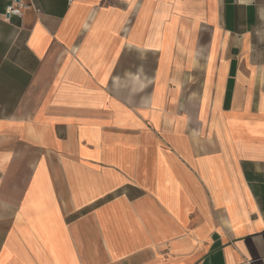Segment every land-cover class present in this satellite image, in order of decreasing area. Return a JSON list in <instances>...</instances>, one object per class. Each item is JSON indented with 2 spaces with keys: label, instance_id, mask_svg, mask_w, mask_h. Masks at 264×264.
<instances>
[{
  "label": "crops",
  "instance_id": "1",
  "mask_svg": "<svg viewBox=\"0 0 264 264\" xmlns=\"http://www.w3.org/2000/svg\"><path fill=\"white\" fill-rule=\"evenodd\" d=\"M0 0V264H264V0Z\"/></svg>",
  "mask_w": 264,
  "mask_h": 264
},
{
  "label": "built area",
  "instance_id": "2",
  "mask_svg": "<svg viewBox=\"0 0 264 264\" xmlns=\"http://www.w3.org/2000/svg\"><path fill=\"white\" fill-rule=\"evenodd\" d=\"M28 5H26L21 0H16L14 4L8 5L4 12V18L9 20L11 17H21L23 10L27 9Z\"/></svg>",
  "mask_w": 264,
  "mask_h": 264
},
{
  "label": "snow or ice",
  "instance_id": "3",
  "mask_svg": "<svg viewBox=\"0 0 264 264\" xmlns=\"http://www.w3.org/2000/svg\"><path fill=\"white\" fill-rule=\"evenodd\" d=\"M261 243H264V238H261Z\"/></svg>",
  "mask_w": 264,
  "mask_h": 264
}]
</instances>
